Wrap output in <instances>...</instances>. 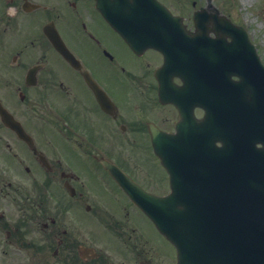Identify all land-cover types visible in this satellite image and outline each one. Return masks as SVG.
<instances>
[{"label":"flooded vegetation","instance_id":"1","mask_svg":"<svg viewBox=\"0 0 264 264\" xmlns=\"http://www.w3.org/2000/svg\"><path fill=\"white\" fill-rule=\"evenodd\" d=\"M161 61L137 59L93 0H0V264H173L100 162L142 185V158L123 164L118 136H136L133 153L146 145L143 118L163 129L175 120L157 105ZM139 177L147 189L157 176Z\"/></svg>","mask_w":264,"mask_h":264},{"label":"water","instance_id":"2","mask_svg":"<svg viewBox=\"0 0 264 264\" xmlns=\"http://www.w3.org/2000/svg\"><path fill=\"white\" fill-rule=\"evenodd\" d=\"M140 45H143L142 39L139 40ZM263 83L261 82V85ZM253 95L252 91H246V97L250 98ZM262 109L255 111L254 103L252 102L251 108H248V104L245 99L240 97V101H233L231 103V109H236L237 123L242 116L241 126L246 130L248 134L245 145L241 150H244L243 154L237 150L235 157L230 160L229 171L227 178L233 182L236 189L229 188V192L232 194L233 204L230 208L223 210L219 206H212L210 210L212 218L222 217H235L240 219L244 223L245 231L240 234L242 238L245 236L247 243V258L246 264H264V88L262 87ZM246 114V116L244 115ZM258 115L261 122V137L259 135L253 136V129L249 127L248 122L252 120V116ZM262 142L263 147H255L254 142ZM251 144V147H250ZM250 147V148H249ZM229 213L227 210H230ZM153 213V210H150ZM218 223H213L212 226H219ZM179 239L178 237H176ZM259 255L256 259V250L258 245ZM181 264V263H180ZM188 264V259H187Z\"/></svg>","mask_w":264,"mask_h":264},{"label":"rangeland","instance_id":"3","mask_svg":"<svg viewBox=\"0 0 264 264\" xmlns=\"http://www.w3.org/2000/svg\"><path fill=\"white\" fill-rule=\"evenodd\" d=\"M171 5L173 0H168ZM222 1L224 6L228 11L232 13L233 16L236 17L235 9L240 6L246 15L251 16V25L254 31V36L258 37L261 41V44L264 47V0H235L236 7L233 8L231 0H219ZM262 56L264 58V48L261 49ZM146 230L149 234H151L155 240H157L161 245L169 252L170 246L168 242L155 231H153L150 227L146 225Z\"/></svg>","mask_w":264,"mask_h":264}]
</instances>
